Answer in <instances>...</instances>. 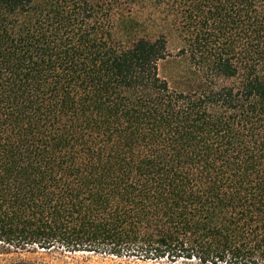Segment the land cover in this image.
Returning a JSON list of instances; mask_svg holds the SVG:
<instances>
[{
  "label": "trees",
  "instance_id": "1",
  "mask_svg": "<svg viewBox=\"0 0 264 264\" xmlns=\"http://www.w3.org/2000/svg\"><path fill=\"white\" fill-rule=\"evenodd\" d=\"M114 5L0 0V256L264 264V0H155L129 44Z\"/></svg>",
  "mask_w": 264,
  "mask_h": 264
},
{
  "label": "rangeland",
  "instance_id": "2",
  "mask_svg": "<svg viewBox=\"0 0 264 264\" xmlns=\"http://www.w3.org/2000/svg\"><path fill=\"white\" fill-rule=\"evenodd\" d=\"M114 3L116 8L113 32L115 39L124 44H129L140 38L154 40L158 36L161 31V22L155 9V0H114ZM168 37L170 38L169 46L172 55H175L176 51H173V49L178 44V39L175 34L168 35ZM188 70V63L182 59H167L158 65L160 77L166 79L173 88L180 87L182 82H184L183 79L187 76ZM17 257L29 261L39 259L55 260L66 264H172L164 261H125L85 254H72L63 258L58 254L45 252L23 253L20 256H0V260L10 261Z\"/></svg>",
  "mask_w": 264,
  "mask_h": 264
}]
</instances>
